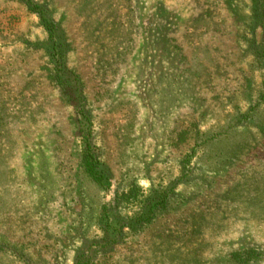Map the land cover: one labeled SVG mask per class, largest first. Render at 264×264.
Wrapping results in <instances>:
<instances>
[{"label": "rangeland", "instance_id": "rangeland-1", "mask_svg": "<svg viewBox=\"0 0 264 264\" xmlns=\"http://www.w3.org/2000/svg\"><path fill=\"white\" fill-rule=\"evenodd\" d=\"M0 264H264V0H0Z\"/></svg>", "mask_w": 264, "mask_h": 264}]
</instances>
